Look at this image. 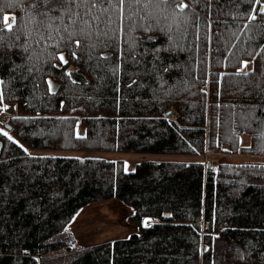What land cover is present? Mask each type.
Wrapping results in <instances>:
<instances>
[{"label":"trees","instance_id":"16d2710c","mask_svg":"<svg viewBox=\"0 0 264 264\" xmlns=\"http://www.w3.org/2000/svg\"><path fill=\"white\" fill-rule=\"evenodd\" d=\"M120 7L0 0L14 17L0 19V115L16 106L0 121V264H264V0ZM16 138L218 159L129 167ZM109 199L139 231L54 252L79 210Z\"/></svg>","mask_w":264,"mask_h":264},{"label":"rangeland","instance_id":"374dc122","mask_svg":"<svg viewBox=\"0 0 264 264\" xmlns=\"http://www.w3.org/2000/svg\"><path fill=\"white\" fill-rule=\"evenodd\" d=\"M248 67V65H247ZM246 67V68H247ZM16 112L15 104L9 103L5 105L0 121L6 124L9 115ZM6 131L9 129L3 128ZM17 139V138H16ZM22 146L30 153L34 154H90L102 155L108 158H124L129 167L132 164L144 159H152L155 161H172V160H208L218 158L208 154H189L173 151L166 152H151V151H132V150H117V151H76L70 149H53V148H38L33 147L24 140L17 139ZM222 158L240 159L242 155H221ZM133 213V208L127 206L116 199L101 200L83 207L78 211L73 220L67 225L66 232L68 234L67 243L62 249L54 251L62 253H75L84 251L94 245L114 238H126L133 232L139 231L140 227L130 221V215ZM147 222L151 218L146 219ZM65 235V233H63ZM64 238V237H63Z\"/></svg>","mask_w":264,"mask_h":264},{"label":"snow or ice","instance_id":"6c2138e0","mask_svg":"<svg viewBox=\"0 0 264 264\" xmlns=\"http://www.w3.org/2000/svg\"><path fill=\"white\" fill-rule=\"evenodd\" d=\"M40 2L44 3L45 5H48V4H52L53 3V0H40ZM58 2H60V0H58ZM75 2V0H63V3H67V4H71ZM136 3H139L140 0H135ZM257 2H259V0H257ZM125 3V0H118V4L121 6L120 7V11L122 12L123 11V8L122 6L124 5ZM186 5H178V7H185ZM252 19H255V16H252L251 17ZM0 19L3 20V22L5 23V26L8 30H11L13 25L11 23H8L9 20H14V17H10L8 15H4L3 14V8H0ZM77 44H79V41H77ZM61 60H64V57L61 56L60 57ZM66 63V61H65ZM5 135H7V133H5ZM145 226H147V221L145 222Z\"/></svg>","mask_w":264,"mask_h":264},{"label":"water","instance_id":"95a60500","mask_svg":"<svg viewBox=\"0 0 264 264\" xmlns=\"http://www.w3.org/2000/svg\"><path fill=\"white\" fill-rule=\"evenodd\" d=\"M172 111L170 110L169 113H171ZM3 142L0 140V150L2 148Z\"/></svg>","mask_w":264,"mask_h":264}]
</instances>
